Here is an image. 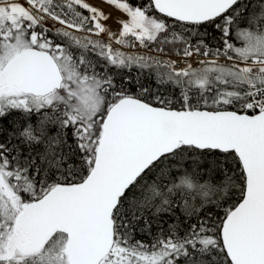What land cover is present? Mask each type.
Listing matches in <instances>:
<instances>
[{"label":"snow or ice","instance_id":"snow-or-ice-1","mask_svg":"<svg viewBox=\"0 0 264 264\" xmlns=\"http://www.w3.org/2000/svg\"><path fill=\"white\" fill-rule=\"evenodd\" d=\"M0 264H264V0H0Z\"/></svg>","mask_w":264,"mask_h":264},{"label":"trees","instance_id":"trees-1","mask_svg":"<svg viewBox=\"0 0 264 264\" xmlns=\"http://www.w3.org/2000/svg\"><path fill=\"white\" fill-rule=\"evenodd\" d=\"M145 87H154V84H152L151 81L145 80L144 82ZM135 91V89H133Z\"/></svg>","mask_w":264,"mask_h":264}]
</instances>
